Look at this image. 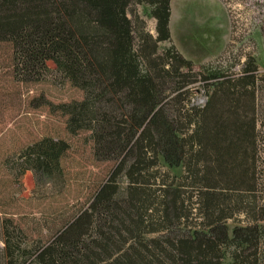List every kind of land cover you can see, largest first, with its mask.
Here are the masks:
<instances>
[{"label":"trees","instance_id":"obj_1","mask_svg":"<svg viewBox=\"0 0 264 264\" xmlns=\"http://www.w3.org/2000/svg\"><path fill=\"white\" fill-rule=\"evenodd\" d=\"M135 3L150 7L156 35L129 16ZM169 17L170 0H0V41L12 46L15 75L39 80L51 61L83 96L50 108L69 133L89 132L96 160L116 162L88 206L46 240L0 210V264H264L256 143L264 76L252 56L227 72L196 70L173 44L159 51L170 42ZM198 81L202 106L189 98ZM68 147L42 137L5 166L18 167L21 187L26 171H59ZM159 157L183 172L161 171Z\"/></svg>","mask_w":264,"mask_h":264},{"label":"rangeland","instance_id":"obj_2","mask_svg":"<svg viewBox=\"0 0 264 264\" xmlns=\"http://www.w3.org/2000/svg\"><path fill=\"white\" fill-rule=\"evenodd\" d=\"M170 42H159V51L170 44L195 69L211 63L227 72H239L252 56L257 73L264 76V0H171ZM146 4H132L129 16L136 13L153 35L155 19ZM35 81H22L13 70L12 46L0 41V210L11 215L29 237L50 238L63 224L88 206L94 192L116 166L115 161L93 157L88 131L71 134L66 129V116L52 110L57 104L80 100L82 91L73 86L54 64ZM198 81L190 91V102L204 105L207 95ZM256 118L259 131L257 171L264 167V86L257 81ZM198 88L199 90H195ZM65 140L69 147L60 161V170L51 174L26 171L22 186L13 176L18 167H6L14 154L42 138ZM13 156V157H12ZM155 167L180 175L182 166L169 168L161 157ZM259 185L263 181L258 172ZM117 181L125 182L118 174ZM232 225V222H230Z\"/></svg>","mask_w":264,"mask_h":264},{"label":"crops","instance_id":"obj_3","mask_svg":"<svg viewBox=\"0 0 264 264\" xmlns=\"http://www.w3.org/2000/svg\"><path fill=\"white\" fill-rule=\"evenodd\" d=\"M170 3H171V0H170ZM171 17H172V9H171V4H170L169 30H170V25H171Z\"/></svg>","mask_w":264,"mask_h":264}]
</instances>
